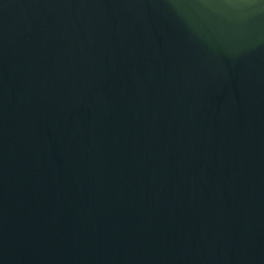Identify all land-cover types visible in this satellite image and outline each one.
<instances>
[{"label": "water", "instance_id": "obj_1", "mask_svg": "<svg viewBox=\"0 0 264 264\" xmlns=\"http://www.w3.org/2000/svg\"><path fill=\"white\" fill-rule=\"evenodd\" d=\"M0 264H264V0H0Z\"/></svg>", "mask_w": 264, "mask_h": 264}]
</instances>
